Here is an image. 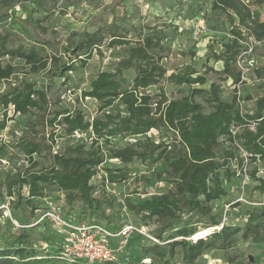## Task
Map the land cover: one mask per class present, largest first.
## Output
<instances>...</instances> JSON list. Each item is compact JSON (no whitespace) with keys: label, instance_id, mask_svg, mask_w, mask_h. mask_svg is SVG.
<instances>
[{"label":"trees","instance_id":"1","mask_svg":"<svg viewBox=\"0 0 264 264\" xmlns=\"http://www.w3.org/2000/svg\"><path fill=\"white\" fill-rule=\"evenodd\" d=\"M75 1L81 0H64L61 6L66 9ZM253 3L262 6L264 0ZM168 4L163 0L164 6L172 5ZM24 8L23 0H0V132L13 116L28 115L13 142L0 138V159L26 162L0 179V205L23 207L28 213L26 220L14 215L0 245V264H141L144 257L166 264L165 257L176 249L184 264H192L209 249L232 248L238 238L264 247V203L246 202L241 224L213 210V203L233 191L244 175L258 180V190L264 191V178L257 176L258 164L264 161V93L254 98L250 110L241 109L235 92L227 98L221 93L222 84L242 82L237 61L248 48V37L264 39V19L252 14L249 0H209L208 9L191 19H203L213 33L205 44L202 69L183 63L169 70L163 64L171 53L165 43L168 36L156 27H132L130 36V30L112 18L92 31L70 30L63 40H56L44 35L43 26L40 30L26 19ZM13 18L30 28L32 44L1 26ZM217 37L219 41H214ZM216 43L220 49H215ZM112 48L117 49L112 68L98 71L79 93V99L99 103L94 116L86 118L80 107L50 97L53 88L67 83L69 73ZM190 54L195 57V49ZM210 60L221 62V68L215 69ZM27 74H37L41 81ZM184 85L187 90H180V96L167 95L166 86ZM152 131L162 137L155 139ZM76 133L84 138L55 149L61 138ZM128 137L134 139L125 140ZM106 158L118 165L104 167ZM248 162L255 166L243 172ZM101 171L99 183L93 184ZM132 179L164 186L137 188L125 200L126 210L139 221L155 224L152 233L158 242L144 246L141 258H132L130 234L117 260H70L60 254L59 237L47 222L32 225L44 200L52 198L62 199L65 213L74 214L77 221L96 222L117 232L121 227L110 228L100 220L107 218L105 209L112 204L105 185ZM98 186L101 195L95 194ZM75 205L77 213L72 210ZM207 228L204 236L192 238ZM47 230L54 240L50 249L44 237Z\"/></svg>","mask_w":264,"mask_h":264},{"label":"rangeland","instance_id":"2","mask_svg":"<svg viewBox=\"0 0 264 264\" xmlns=\"http://www.w3.org/2000/svg\"><path fill=\"white\" fill-rule=\"evenodd\" d=\"M35 1L23 0L26 19L30 18L31 21L36 22L38 29L43 26L45 28L44 35L48 38L53 37L56 40H63L70 30L86 29L92 31L100 25L111 22L112 18L117 24L127 27L130 30V36L134 34L132 27L141 24L156 27L158 31H166L168 37L165 43L171 47V53L167 59L163 60V64L169 70L183 63H192L197 68L202 69L205 60V44L211 39L208 36L211 37L213 34L207 28L199 34H194L191 27L193 23L191 19L197 15H202L208 9L209 0H169V4L172 3V5L168 4L169 6H164L163 0H81L75 1L74 4L66 9L61 6L64 0H37V3ZM249 4L252 14L259 19H264V5L258 6L253 3V0H249ZM18 16L25 18L23 13ZM1 26L19 33L23 37V43L32 44L34 36L30 28L23 26L16 18L8 19ZM219 39L214 41H219ZM214 47L215 49H220L217 43ZM193 49L196 51L195 57L190 54ZM116 50V48L104 49L101 58L94 54L87 61L86 66L69 73L68 81L65 85L60 84L53 88L49 93L50 97L52 99L59 97L62 105L80 107L84 111L86 118L90 119L96 114L99 103L91 98L79 99L80 90L87 86L89 79L98 71L112 68L117 60ZM249 59H253L251 64H248ZM209 64L213 65L215 69L219 66V63L213 60H210ZM241 67L242 82L235 86L229 83L222 84L221 93L223 97L227 98L235 92L239 98L241 109L250 110L253 106L254 98L264 93V39H261L259 43L253 44L252 52L241 63ZM25 76L41 81L37 74H27ZM153 89L151 88V90ZM166 89L169 97H178L182 93L180 90L185 92L187 86H166ZM196 99L200 100V98ZM27 118L28 115L17 114L13 116L8 122L7 128L0 132V138L8 143L13 142L24 130V123ZM151 135L155 139L162 137V134L156 131H152ZM142 136H145V134ZM82 138H84V135L82 137H63L59 140L58 147H55V149L60 150L63 146ZM133 139V137H128L125 140L132 141ZM124 142L121 141V144ZM225 145L226 143L223 144V146ZM39 161L41 163L46 162L43 159H39ZM24 164L26 162L23 159H0V179L4 177L6 172H14ZM117 165L118 161L112 158H106L103 162L104 167ZM254 166V163L248 162L246 163V170H252ZM258 167L257 176L264 178V161L260 162ZM102 172L92 179L93 184L99 183ZM258 185V180L248 176L245 178L244 176L240 182H236L233 191L230 190L226 197L219 202L213 203L214 212L218 216H222L225 213L227 221L243 223L246 213V202L255 199L264 203V191L260 192L257 188ZM137 188L140 190H164V186L160 182H155L154 185H146L144 182L135 179L116 185L106 184V198L111 200L112 204L105 209L107 218H100V220L104 223L106 222L110 228L131 224L153 237L152 231L155 228V224H143L125 208V200L132 198V192ZM95 194L101 195L99 186L96 187ZM235 201H240L241 204L234 207L228 204ZM0 208V245H2L7 232L11 228V224L15 221L14 215L17 214L26 220L28 213L23 207L16 209L7 204H1ZM72 210L77 213L78 206H73ZM34 231L39 235L37 229L34 228ZM47 233L44 237L46 245L50 249L53 247L54 240L48 230ZM145 234L137 231L131 234L129 249L131 247L133 260L141 258L143 256V247L149 245L152 241ZM117 240V237L113 238L111 244L115 245ZM160 244H164V242ZM165 259L167 260L166 264H184L178 249H176L173 256H166ZM140 263L161 264L159 260L153 261L149 257L142 258ZM192 264H264V247L260 243L252 242L250 239L242 240L238 238L232 248L227 250L209 249Z\"/></svg>","mask_w":264,"mask_h":264},{"label":"built area","instance_id":"3","mask_svg":"<svg viewBox=\"0 0 264 264\" xmlns=\"http://www.w3.org/2000/svg\"><path fill=\"white\" fill-rule=\"evenodd\" d=\"M191 27L194 34L201 33L205 29L203 19L193 21ZM256 43H259V41L251 36L248 37V48L237 61L240 69L242 68L241 63L249 56L253 44ZM252 61L253 59H249L248 64H251ZM75 136L81 137L77 133ZM245 169L246 167L243 168V172H245ZM43 221L47 222L50 229L59 237V249L63 257L74 261L84 260L89 263L117 260L123 252L130 234L135 231L145 234L141 229L131 224L124 225L117 232H113L106 226L96 222L77 221L74 214L65 213L62 199L48 198L44 200V205L38 211V216L32 225ZM145 235L152 241L158 242L154 237L148 234ZM115 237L118 240L115 245H112L111 240Z\"/></svg>","mask_w":264,"mask_h":264},{"label":"bare ground","instance_id":"4","mask_svg":"<svg viewBox=\"0 0 264 264\" xmlns=\"http://www.w3.org/2000/svg\"><path fill=\"white\" fill-rule=\"evenodd\" d=\"M209 231V229H201L199 231H197L194 235H193V239H196L198 237H202L204 236L207 232Z\"/></svg>","mask_w":264,"mask_h":264},{"label":"crops","instance_id":"5","mask_svg":"<svg viewBox=\"0 0 264 264\" xmlns=\"http://www.w3.org/2000/svg\"><path fill=\"white\" fill-rule=\"evenodd\" d=\"M205 49V48H204ZM205 51V50H204ZM219 66L217 67V69L221 68V62H218Z\"/></svg>","mask_w":264,"mask_h":264}]
</instances>
